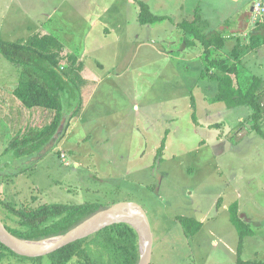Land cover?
<instances>
[{
    "label": "rangeland",
    "instance_id": "374dc122",
    "mask_svg": "<svg viewBox=\"0 0 264 264\" xmlns=\"http://www.w3.org/2000/svg\"><path fill=\"white\" fill-rule=\"evenodd\" d=\"M20 1L0 2L11 14L2 39L26 43L38 19L55 16L44 32L54 28L62 36L54 37L59 60L72 67L81 103L40 161L3 156L17 135L47 126L54 112L29 110L15 98L18 73L0 54V192L7 202L17 208L132 202L152 226V264L264 262V65L237 66L226 49L216 52L215 40L210 49L199 44L193 56L202 63L182 65L184 39L172 33L174 24L138 21L139 2L166 17L174 12L171 0H28L29 12ZM252 19L262 35L263 23ZM201 30L208 35V25ZM223 61L243 93L260 79L261 113L216 100L213 74L223 75ZM179 70L190 75L179 78ZM234 204L250 231L244 239L231 222ZM183 217L201 222L200 231L188 235ZM0 264L22 263L10 257Z\"/></svg>",
    "mask_w": 264,
    "mask_h": 264
},
{
    "label": "trees",
    "instance_id": "16d2710c",
    "mask_svg": "<svg viewBox=\"0 0 264 264\" xmlns=\"http://www.w3.org/2000/svg\"><path fill=\"white\" fill-rule=\"evenodd\" d=\"M141 11L139 23L152 25L169 20L165 16L151 13L147 4L139 2ZM206 24L199 11L192 21L186 20L177 27L182 31L188 47L206 49L213 46L211 39L201 30ZM249 43L253 48L264 44L261 35L254 34ZM61 46L54 37H31L26 43L4 41L0 34V54L18 73V85L14 96L27 109L44 108L54 112L53 120L41 129H31L25 135H17L3 152V156L12 155L17 160L28 159L37 155L52 139L63 117L70 113L80 99V89L71 77V70L65 69L59 60ZM218 62H215L217 64ZM214 64V65H215ZM218 66L222 76L213 74L219 83L216 100L229 107L249 106L261 113L259 92L260 79L255 80L250 89L243 93L235 85L232 67L224 61ZM74 66V65H73ZM81 103V102H80ZM5 194L0 192V212H5L0 219L6 228L16 237L27 241H42L66 234L89 218L108 209L106 205L86 203L79 205L45 204L38 207H15L7 202ZM231 222L244 239L250 234L247 225L239 217L238 205L230 208ZM180 223L188 235L197 234L202 223L192 218L183 217ZM252 234V233H251ZM140 237L137 231L127 224L108 227L92 237L70 244L47 256L50 264H139ZM13 257L23 264H42L43 258H27L15 254L0 241V262ZM239 264H264V262H241Z\"/></svg>",
    "mask_w": 264,
    "mask_h": 264
},
{
    "label": "crops",
    "instance_id": "0c3cea01",
    "mask_svg": "<svg viewBox=\"0 0 264 264\" xmlns=\"http://www.w3.org/2000/svg\"><path fill=\"white\" fill-rule=\"evenodd\" d=\"M6 0H0V2H4ZM11 2H15L17 0H8ZM28 0L20 1L21 5L24 7V11L29 12L30 9L27 6ZM31 1V0H30ZM172 4L168 7L173 8L174 12L171 16H166L169 21L174 24L172 26V33L178 32L184 39L183 47L185 48V58L181 59L183 62L182 65L186 64L187 66L200 64L203 61L198 59L196 61L194 54L199 52L200 45L198 47H188L185 43V36L182 31L177 27L178 24L186 21L187 19L193 18L196 14V11H199L202 20L207 23L209 27L208 37L211 39L221 38L222 40H218V46L215 47L216 52L223 53L226 49L228 59L234 63H237V66H243L248 64H262L264 65V44H262L258 48H253L248 42L249 39L254 36V34H260L261 32L256 30L254 27L253 19H252V2L253 0H171ZM15 6V4H8V7ZM228 6H232L233 8L228 10L226 9ZM20 7V6H19ZM22 9V10H23ZM222 9V10H221ZM20 11L21 8L19 9ZM19 11V12H20ZM14 16L11 24L13 25V29L16 28L17 21ZM55 16L47 18L45 20H39L37 22V26L35 29H31L30 35L26 38L28 41L31 37L36 34L42 32L44 34L52 35L53 37L61 38L62 36L52 28L55 32H44L45 24L51 19L54 22ZM10 19L11 14L9 11H5L4 9H0V34L2 36V31L5 29L6 22L3 20ZM52 22H49L51 24ZM164 23L166 21H163ZM264 25V24H263ZM7 27V26H6ZM262 41L264 39V26L262 32ZM64 39V38H63ZM68 41L71 39L66 37ZM219 46H223V48H219ZM199 48V49H198ZM228 50L230 53H228ZM94 57L93 54H89ZM174 60L175 57H171ZM197 58V57H196ZM180 62V61H179ZM246 70V68H245ZM180 75L177 74L179 78H185L189 76V70L186 71H178ZM264 72V69H263ZM241 73V71H240ZM176 75V74H175ZM264 79V78H263Z\"/></svg>",
    "mask_w": 264,
    "mask_h": 264
},
{
    "label": "water",
    "instance_id": "95a60500",
    "mask_svg": "<svg viewBox=\"0 0 264 264\" xmlns=\"http://www.w3.org/2000/svg\"><path fill=\"white\" fill-rule=\"evenodd\" d=\"M79 107L80 99L75 108L63 117L56 133L49 143L37 155L32 158L30 157L29 160L26 161L27 164L34 165L54 149L58 141L64 135L71 119L79 110ZM100 216H104V218L97 220ZM118 224H127L137 231L140 236L141 249L139 264H152L154 246L152 226L146 211L140 205L132 202L119 203L109 207L64 235L38 241L43 242L53 240L50 245L35 250L26 248L23 243H35L36 241H27L16 237L6 228L5 224L0 219V241L19 256L27 258H42L47 257L70 244L92 237L100 231Z\"/></svg>",
    "mask_w": 264,
    "mask_h": 264
},
{
    "label": "built area",
    "instance_id": "2783aa9c",
    "mask_svg": "<svg viewBox=\"0 0 264 264\" xmlns=\"http://www.w3.org/2000/svg\"><path fill=\"white\" fill-rule=\"evenodd\" d=\"M252 15L255 22L264 24V0H253Z\"/></svg>",
    "mask_w": 264,
    "mask_h": 264
},
{
    "label": "bare ground",
    "instance_id": "6f19581e",
    "mask_svg": "<svg viewBox=\"0 0 264 264\" xmlns=\"http://www.w3.org/2000/svg\"><path fill=\"white\" fill-rule=\"evenodd\" d=\"M102 218H104V216H100L97 220L102 219ZM52 242H53V240H52V241L37 242V243H36V242H35V243H23V245H24L26 248H28V249H33V250H35V249H39V248H42V247L48 246V245H50Z\"/></svg>",
    "mask_w": 264,
    "mask_h": 264
},
{
    "label": "flooded vegetation",
    "instance_id": "af4514ba",
    "mask_svg": "<svg viewBox=\"0 0 264 264\" xmlns=\"http://www.w3.org/2000/svg\"><path fill=\"white\" fill-rule=\"evenodd\" d=\"M18 161V160H17ZM16 169V168H15Z\"/></svg>",
    "mask_w": 264,
    "mask_h": 264
}]
</instances>
